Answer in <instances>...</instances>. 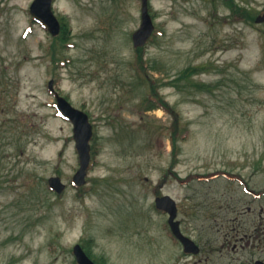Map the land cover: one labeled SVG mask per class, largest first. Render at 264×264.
<instances>
[{
  "label": "rangeland",
  "instance_id": "rangeland-1",
  "mask_svg": "<svg viewBox=\"0 0 264 264\" xmlns=\"http://www.w3.org/2000/svg\"><path fill=\"white\" fill-rule=\"evenodd\" d=\"M33 2L0 0V264H77L73 248L89 240L101 264L264 261V23L240 20L222 0H150L147 78L206 67L194 77L201 90L160 89L186 134L174 164L178 117L151 110V87L132 66L141 0H54L71 29L60 62ZM236 3L264 13V0ZM51 80L94 126L99 153L81 189L72 183L73 125L56 109ZM52 176L63 194L49 189ZM164 195L177 201L199 255L173 239L155 206Z\"/></svg>",
  "mask_w": 264,
  "mask_h": 264
},
{
  "label": "water",
  "instance_id": "water-1",
  "mask_svg": "<svg viewBox=\"0 0 264 264\" xmlns=\"http://www.w3.org/2000/svg\"><path fill=\"white\" fill-rule=\"evenodd\" d=\"M54 0H34L30 7L32 17L46 26L53 37H57L61 33V23L53 10ZM258 24L264 23V15L257 18ZM155 32V25L150 14L149 0H142V23L134 35L133 42L135 48H142L147 45ZM55 81L49 82V90L55 94L57 109L62 116L73 124V137L76 143V149L79 155L80 167L73 178L76 186L82 187L87 183V175L91 164V140L93 138V125L90 122L89 115L75 108L65 97L61 96L55 90ZM52 190L58 194H62L66 189L60 177H51L48 181ZM156 208L169 214V225L173 234L181 241L184 246L185 253L199 254L200 248L190 238L186 237L180 228V221H177L178 207L177 202L171 196H163L156 199ZM79 264H95L83 251L80 245L74 249ZM256 264H264L257 261Z\"/></svg>",
  "mask_w": 264,
  "mask_h": 264
},
{
  "label": "trees",
  "instance_id": "trees-1",
  "mask_svg": "<svg viewBox=\"0 0 264 264\" xmlns=\"http://www.w3.org/2000/svg\"><path fill=\"white\" fill-rule=\"evenodd\" d=\"M224 4L230 8L231 13L239 18L242 21L247 22L248 24H252L255 22V15L252 14V12L246 8L241 6L240 4L236 3V0H222ZM154 17V16H153ZM61 24H62V33L59 37L56 38V43L53 45V50L51 52L52 59L56 62H60L61 58L60 56L63 55V48L65 47V44L67 43V38L71 34V29H70V24L67 18H62L61 19ZM156 40V34L153 36L151 39V43H153ZM58 43V44H57ZM59 45V46H58ZM137 60H138V67L135 65L133 66V70L137 73V76L139 77V82L141 83L140 86L142 88L144 86H150L151 87V96L147 97L145 101L151 102V110L154 109H164L165 111H169V113H172L175 115V117H178L175 120V128L173 130V133L171 135V142H172V147L174 149V164L177 162V153L179 152V142L182 140H185V133L180 130L179 128V114L176 112L175 109L170 108L169 103H167L164 99L163 96L160 94V89L165 88V87H175L179 91L183 90L187 86V82H189V86L201 90V85L194 80V77L196 75H199L202 71L206 70L205 66H191L184 71H182L177 78L174 80H166V79H161V78H154V75H151V80L147 78V72H148V67L144 62V55H143V48L137 49ZM143 71L145 74V77H142V73L140 72ZM151 70L157 71L158 66L157 64L152 65L151 63ZM3 80V75L0 74V84H2ZM2 91H0L1 93ZM94 141L96 140V136H94ZM99 150L96 147V145H92V156H93V163L95 162V158L98 155ZM82 191V190H81ZM87 244L90 246H93V240L87 241Z\"/></svg>",
  "mask_w": 264,
  "mask_h": 264
},
{
  "label": "flooded vegetation",
  "instance_id": "flooded-vegetation-1",
  "mask_svg": "<svg viewBox=\"0 0 264 264\" xmlns=\"http://www.w3.org/2000/svg\"><path fill=\"white\" fill-rule=\"evenodd\" d=\"M83 247V246H82ZM83 249H84V251H85V253L86 254H88L91 258H93V261L96 263V264H99L95 259H94V256H93V253L91 252H89L87 249H86V247H83ZM259 260V259H258ZM255 261H257V260H255ZM254 264H255V262H254Z\"/></svg>",
  "mask_w": 264,
  "mask_h": 264
}]
</instances>
